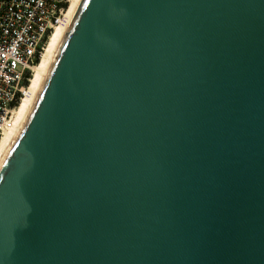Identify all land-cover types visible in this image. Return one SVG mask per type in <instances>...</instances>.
<instances>
[{
  "label": "water",
  "instance_id": "95a60500",
  "mask_svg": "<svg viewBox=\"0 0 264 264\" xmlns=\"http://www.w3.org/2000/svg\"><path fill=\"white\" fill-rule=\"evenodd\" d=\"M0 264H264V0H84L0 167Z\"/></svg>",
  "mask_w": 264,
  "mask_h": 264
},
{
  "label": "built area",
  "instance_id": "2783aa9c",
  "mask_svg": "<svg viewBox=\"0 0 264 264\" xmlns=\"http://www.w3.org/2000/svg\"><path fill=\"white\" fill-rule=\"evenodd\" d=\"M72 0H0V144L15 128L35 69Z\"/></svg>",
  "mask_w": 264,
  "mask_h": 264
},
{
  "label": "bare ground",
  "instance_id": "6f19581e",
  "mask_svg": "<svg viewBox=\"0 0 264 264\" xmlns=\"http://www.w3.org/2000/svg\"><path fill=\"white\" fill-rule=\"evenodd\" d=\"M83 1L84 0H72L65 18L51 36L43 57L35 69V74L32 80L30 91L28 92L27 97L25 98L20 108L15 128L4 136L0 144V167L4 163L22 127L24 126L36 100V97L40 91V88L44 82V79L55 58V55L58 52L63 40L65 39Z\"/></svg>",
  "mask_w": 264,
  "mask_h": 264
}]
</instances>
